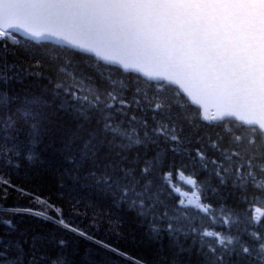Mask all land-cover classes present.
Here are the masks:
<instances>
[{
	"label": "snow or ice",
	"instance_id": "1",
	"mask_svg": "<svg viewBox=\"0 0 264 264\" xmlns=\"http://www.w3.org/2000/svg\"><path fill=\"white\" fill-rule=\"evenodd\" d=\"M44 70L72 121L57 129L62 178L134 212L161 264H264V0H0V85ZM12 100L0 91V108ZM40 134L0 138V201L11 190L33 204L3 208L0 264H66L41 237L28 252L7 240L17 215L145 264L12 183L6 169L38 161Z\"/></svg>",
	"mask_w": 264,
	"mask_h": 264
},
{
	"label": "trees",
	"instance_id": "2",
	"mask_svg": "<svg viewBox=\"0 0 264 264\" xmlns=\"http://www.w3.org/2000/svg\"><path fill=\"white\" fill-rule=\"evenodd\" d=\"M85 71L91 72L90 69ZM55 83L50 82V73L44 70L43 75L26 74L20 81H13L7 86L0 85V91L13 97L7 107L0 108V138L29 141L32 125L38 124L41 129L39 139L30 142L38 161L33 164L25 160L19 169H6L12 183L50 199L63 209L69 222L89 231L97 239L112 244L132 257L142 259L145 264H161L163 255L158 254L160 246L147 240L146 229L140 225L134 212L126 207L115 206L110 197L83 181L75 182L67 176L62 178L61 173L67 165L63 161L57 129L72 121L61 107L63 96L55 94ZM33 96H42L47 104L40 107L33 105ZM5 121L9 122L6 128ZM191 170L189 168L188 171ZM200 175L203 177L204 173L201 172ZM213 203L216 201L213 200ZM228 203L233 205L235 201L230 199ZM0 205L3 206L0 207V215L3 214V208L33 206L29 197L20 196L11 190L8 199L0 201ZM14 220L19 231L5 238L20 240L26 252L30 249L31 237L35 235L43 238L42 243H37L41 253H47L48 259L62 254L66 264H131V261L64 230L52 221L30 215H17ZM117 222L121 225L118 232L114 230ZM5 231L4 226L0 225V236H5ZM59 239L67 241L62 249L56 245ZM25 240L27 243H24ZM167 243L165 238L164 251L167 250Z\"/></svg>",
	"mask_w": 264,
	"mask_h": 264
}]
</instances>
